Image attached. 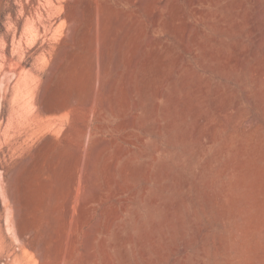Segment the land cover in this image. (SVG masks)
<instances>
[{
  "label": "rangeland",
  "instance_id": "374dc122",
  "mask_svg": "<svg viewBox=\"0 0 264 264\" xmlns=\"http://www.w3.org/2000/svg\"><path fill=\"white\" fill-rule=\"evenodd\" d=\"M0 264H264V0H0Z\"/></svg>",
  "mask_w": 264,
  "mask_h": 264
}]
</instances>
